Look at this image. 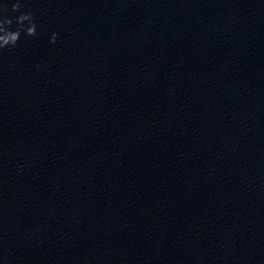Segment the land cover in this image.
Instances as JSON below:
<instances>
[{
	"label": "water",
	"instance_id": "water-1",
	"mask_svg": "<svg viewBox=\"0 0 264 264\" xmlns=\"http://www.w3.org/2000/svg\"><path fill=\"white\" fill-rule=\"evenodd\" d=\"M23 4L0 264H264V0Z\"/></svg>",
	"mask_w": 264,
	"mask_h": 264
},
{
	"label": "clouds",
	"instance_id": "clouds-1",
	"mask_svg": "<svg viewBox=\"0 0 264 264\" xmlns=\"http://www.w3.org/2000/svg\"><path fill=\"white\" fill-rule=\"evenodd\" d=\"M15 13L18 15H12ZM22 33L28 37H34L37 34L32 10L24 8L23 0H3L0 3V51L14 48ZM56 38L57 34L53 33L50 42L54 44Z\"/></svg>",
	"mask_w": 264,
	"mask_h": 264
}]
</instances>
